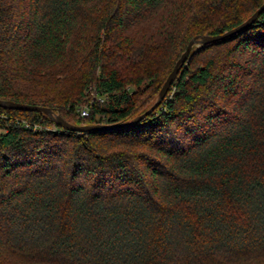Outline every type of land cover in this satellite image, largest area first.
Wrapping results in <instances>:
<instances>
[{
	"label": "trees",
	"instance_id": "obj_1",
	"mask_svg": "<svg viewBox=\"0 0 264 264\" xmlns=\"http://www.w3.org/2000/svg\"><path fill=\"white\" fill-rule=\"evenodd\" d=\"M263 4L0 0V99L130 122ZM0 264H264V12L138 123L0 105Z\"/></svg>",
	"mask_w": 264,
	"mask_h": 264
},
{
	"label": "water",
	"instance_id": "obj_2",
	"mask_svg": "<svg viewBox=\"0 0 264 264\" xmlns=\"http://www.w3.org/2000/svg\"><path fill=\"white\" fill-rule=\"evenodd\" d=\"M264 12V4L259 7L248 19H246L244 22L239 24L238 26L227 30L223 33L215 34V35H210V36H201V37H195L193 38L189 44L187 45L186 50L183 52L181 57L178 59L176 62L174 69L172 72L169 74L167 80L165 81L163 87L161 88V91L159 93L157 101L150 107L145 113L142 115L138 116L134 120L126 123H118V124H94V125H89V124H84V125H76L73 123H70L67 121L60 113H57L55 110L49 108V107H44V106H38V105H31V104H25V103H20V102H15V101H8V100H1L0 99V105L10 108V109H15V110H23V111H37V112H43L46 115H48L51 119H53L58 125L62 126L63 128L67 130H72V131H79V132H88V131H95V130H114L117 128H120L125 125H131L138 123L143 117L146 115L150 114L166 97L168 91L170 90L172 84L174 83L175 79L178 76V73L182 66L188 61L191 51L194 46H198V48L202 47L203 45L214 43L223 39H226L228 37H231L244 29L250 27L253 25V23L258 20L260 15Z\"/></svg>",
	"mask_w": 264,
	"mask_h": 264
},
{
	"label": "built area",
	"instance_id": "obj_3",
	"mask_svg": "<svg viewBox=\"0 0 264 264\" xmlns=\"http://www.w3.org/2000/svg\"><path fill=\"white\" fill-rule=\"evenodd\" d=\"M78 112L80 113V115L82 116V117H88L89 116V110H88V108L87 107H79L78 108ZM27 126H31L30 124H27ZM41 127L38 125V124H36V125H34L33 126V129H40Z\"/></svg>",
	"mask_w": 264,
	"mask_h": 264
},
{
	"label": "rangeland",
	"instance_id": "obj_4",
	"mask_svg": "<svg viewBox=\"0 0 264 264\" xmlns=\"http://www.w3.org/2000/svg\"><path fill=\"white\" fill-rule=\"evenodd\" d=\"M211 55H212V54H211ZM208 56H209V54H208ZM155 98H156V97H155ZM56 112L61 114V112H60L59 110H57Z\"/></svg>",
	"mask_w": 264,
	"mask_h": 264
}]
</instances>
